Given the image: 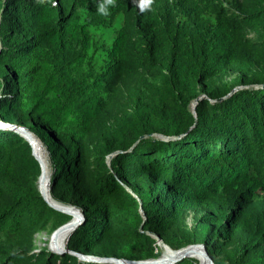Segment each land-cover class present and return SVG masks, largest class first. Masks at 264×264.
<instances>
[{"label": "trees", "instance_id": "trees-1", "mask_svg": "<svg viewBox=\"0 0 264 264\" xmlns=\"http://www.w3.org/2000/svg\"><path fill=\"white\" fill-rule=\"evenodd\" d=\"M101 2L0 0V122L41 140L52 198L84 213L64 254L38 248L72 216L0 128V264L156 260L155 236L264 264V0Z\"/></svg>", "mask_w": 264, "mask_h": 264}, {"label": "water", "instance_id": "water-1", "mask_svg": "<svg viewBox=\"0 0 264 264\" xmlns=\"http://www.w3.org/2000/svg\"><path fill=\"white\" fill-rule=\"evenodd\" d=\"M236 91H238V89L233 90L229 94V96H231ZM202 99H204V98L201 97L199 100H202ZM199 100H196L193 104V112L195 115H196V105L198 104ZM0 128L13 130V131L19 133L26 140H28V142L32 146L33 155L39 161V163L41 165V169H42L41 175H40L39 180H38L39 189H40L42 196L47 201V203L52 208H54L55 210H58L60 212L68 214L70 216L74 217L75 214L78 215V218L73 219V217H72V220L70 222H68L64 226L60 227L59 229H57L54 232L52 238L57 240L58 235L63 231H66L67 234L71 235L75 231V229L84 222V213L79 208L72 207V206H66V205H63L60 203H58V204H60L59 206H55L54 204L51 203L50 199L48 198V194L46 193V191H44L43 186H42L45 179H46L45 167L42 164L40 158L37 156V154L35 152V148H34L35 140L42 143L41 140L36 135H34L29 129L18 126V125H12V124L0 122ZM49 191H50V188H49ZM155 238L157 239L158 245L160 246V248L163 251L162 257H160L159 259H156V260L128 261V260H117L115 258L108 259V258H98V257H94V256H85V255H81V254H77V253H73V254L78 256L80 260L85 261V262H107V263H113V264H176V263H178L184 259L193 258V254L196 251H199L201 253V256L203 257V263L204 264H215L213 258L210 256L209 251H208L205 244L190 245V246H187L181 250L175 251V250H172L166 244H164V242L159 237L155 236ZM166 249H168L172 253L171 256L167 255L165 257V250ZM50 250H51V248H50ZM66 251H67V248L64 247L62 252H60V254H62V253L64 254Z\"/></svg>", "mask_w": 264, "mask_h": 264}, {"label": "bare ground", "instance_id": "bare-ground-1", "mask_svg": "<svg viewBox=\"0 0 264 264\" xmlns=\"http://www.w3.org/2000/svg\"><path fill=\"white\" fill-rule=\"evenodd\" d=\"M34 148H35V152H36L37 156L40 158L42 164L45 167L46 179H45V181H44V183L42 185L43 186V189L48 194V198L50 199L51 203L54 204L55 206H59L60 204H58V202L55 201L52 198L51 193L49 191V188H50V177H51V171L52 170H51L50 162H48V160H47L46 152H45V150L43 148V145L40 142H38V141L35 140ZM76 218H78V215L75 214V216L73 217V219H76ZM69 236L70 235L67 234L66 231H63V232H61L58 235V239L57 240L51 238V240H50V246H51L52 252H54V253H60V252H62L63 248L66 247V245H67V241H68ZM167 255L168 256H171L172 255V253L168 249L165 250V257ZM193 258L196 259V260H198L200 264H204L203 263V257L201 256V253L199 251H196L193 254Z\"/></svg>", "mask_w": 264, "mask_h": 264}, {"label": "rangeland", "instance_id": "rangeland-1", "mask_svg": "<svg viewBox=\"0 0 264 264\" xmlns=\"http://www.w3.org/2000/svg\"><path fill=\"white\" fill-rule=\"evenodd\" d=\"M120 26V23L117 24V27ZM43 145V148L46 152V156H47V160L48 162H50V155H49V152L47 150V148L45 147V145L43 143H41ZM50 165H51V162H50ZM52 170V169H51ZM52 173V171H51ZM53 232L51 231H45L39 235L36 236L37 238V245H38V248H42V247H48L49 248V244H50V240L53 236ZM49 241V242H48ZM49 243V244H48ZM39 250V249H38ZM162 257V256H161Z\"/></svg>", "mask_w": 264, "mask_h": 264}, {"label": "clouds", "instance_id": "clouds-1", "mask_svg": "<svg viewBox=\"0 0 264 264\" xmlns=\"http://www.w3.org/2000/svg\"><path fill=\"white\" fill-rule=\"evenodd\" d=\"M114 3H115V0H103V2L99 3L97 10H98V12H100L104 15H107L108 14V6L114 5ZM150 4H151V0H141V10L143 11L144 8L148 7ZM70 236L68 238V241L70 239ZM68 241H67V244H68ZM50 248H51V246L49 244V250H50ZM66 248H67V245H66ZM50 251H52V250H50Z\"/></svg>", "mask_w": 264, "mask_h": 264}]
</instances>
